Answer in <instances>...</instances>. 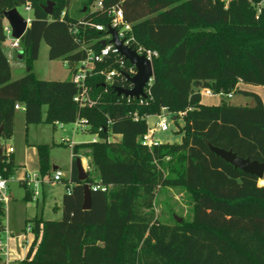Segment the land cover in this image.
I'll use <instances>...</instances> for the list:
<instances>
[{
  "label": "trees",
  "instance_id": "16d2710c",
  "mask_svg": "<svg viewBox=\"0 0 264 264\" xmlns=\"http://www.w3.org/2000/svg\"><path fill=\"white\" fill-rule=\"evenodd\" d=\"M47 1L52 2L49 14L43 10ZM69 1L0 0V137L12 136L19 103L26 124L84 117L88 132L103 139L71 146L70 190L61 199V218L26 220L32 239L18 264H264V184H258L264 173L261 179L245 173L208 148L209 143L264 163V102L257 92L237 87L241 82L264 88V8L256 11L262 0H229L226 7L222 0H101L102 8L93 10L96 0H79L75 16L68 14ZM26 3L32 16L19 39L26 71L13 79L3 50V11ZM111 7L121 9L135 44L157 53L149 94L139 103L113 90L128 87L126 79L104 85L98 70L115 66L110 56L87 78L93 103L81 107L73 100L77 87L69 77L37 78L33 62L44 42L48 58L71 70L86 49L101 46L105 31L93 25L107 26ZM73 24L80 41L69 31ZM201 89L221 93L219 104L202 103ZM234 92L254 104L226 101ZM163 107L178 125L180 140L148 148L140 142L147 129L140 117L159 114ZM111 135L118 139L108 140ZM0 147V172L8 178L13 158ZM35 147L38 171L47 173L48 145ZM81 150L89 158L83 181L75 167ZM20 184L23 199L30 200L32 189L24 180ZM84 184L90 188L87 210L82 209ZM168 186L187 192L190 219L176 221L172 215V222L164 223L154 216L156 191ZM4 227L0 202V230Z\"/></svg>",
  "mask_w": 264,
  "mask_h": 264
},
{
  "label": "rangeland",
  "instance_id": "374dc122",
  "mask_svg": "<svg viewBox=\"0 0 264 264\" xmlns=\"http://www.w3.org/2000/svg\"><path fill=\"white\" fill-rule=\"evenodd\" d=\"M79 0H70L67 6L69 16H75V10ZM95 9V3L90 7ZM20 14L26 19L31 18L32 12L26 11L22 7L18 8ZM6 40L8 37H6ZM7 42V41H6ZM43 46H47L43 42ZM15 62V63H14ZM20 64L25 73L24 61H11L12 75L17 77V69L14 67ZM34 73L36 77L47 79H55L56 77H69L67 67L59 60L50 61L47 53H40L36 61L33 62ZM17 67V66H16ZM23 73V74H24ZM22 74V75H23ZM21 75V76H22ZM20 77V76H18ZM237 87L256 91L264 101V88L261 86L246 85L238 82ZM221 99V95H201V101L204 104H214ZM231 104H248L253 105L252 98L247 97L239 92L232 93V97L226 98ZM162 119L166 122L168 129L166 131L156 130L154 138L161 143L178 142L180 133L178 125H176L171 115L164 113L160 118L155 115L149 116L147 122L153 124ZM179 125L182 124L181 118L177 120ZM72 123H64L60 128L54 124L47 123H30L24 121L23 108L15 110L14 127L11 138L3 139L0 137L2 148L9 149L14 156V164L12 174L7 178V195L8 200L4 205V229L0 234L3 243L0 251V264H18L22 259L23 251H25V242L22 236H30L31 231L28 229L26 218L30 217L32 211H36L45 219L58 220L61 218L60 200L62 194L68 189L65 187L66 179L70 174L71 166V146L74 143L89 142L92 140V134L86 131L74 130ZM112 140L118 139L116 136L111 137ZM45 143L48 145V164L47 173L41 174L38 171L37 150L34 144ZM85 151H79L77 158L80 159L83 169L89 164V158L84 155ZM56 166L62 173V178L53 181L52 166ZM86 172V170H85ZM91 175L95 176L96 172L91 171ZM28 178L29 187L36 192V197L30 200L23 199L24 187L19 181ZM259 185L264 184L263 180L258 182ZM153 214L164 223L172 222V215L179 218L190 219L191 211L188 202L187 192L181 187H161L156 191L153 200ZM6 230V232H5ZM20 236H19V235ZM7 252V254H5ZM6 261V263H5Z\"/></svg>",
  "mask_w": 264,
  "mask_h": 264
},
{
  "label": "built area",
  "instance_id": "2783aa9c",
  "mask_svg": "<svg viewBox=\"0 0 264 264\" xmlns=\"http://www.w3.org/2000/svg\"><path fill=\"white\" fill-rule=\"evenodd\" d=\"M224 1L225 7L227 6V3L229 0H222ZM24 10L30 11V4L26 3L23 7ZM102 8L101 0H96L95 2V9ZM264 8V1H260L256 4V11L257 14L261 11V9ZM106 14L110 16V21L107 24V26L114 28L117 32V37L119 40L122 41V43L132 49H134L138 54L144 55L147 59L151 61L152 57H155L157 55L155 50H151L149 48H146L142 45L135 44L134 38L131 34V26L129 23L125 22L123 20L122 11L119 7H111L106 10ZM27 22H29L30 18H26ZM80 23V22H79ZM107 26H103L101 24H95L93 25L94 29L97 31H105V36L102 38V40L105 41L104 46H100L97 50L93 49H86L85 50V57L78 61L76 64L73 65L72 69L69 70V78L70 80L76 85L77 87V93L74 95L73 100L81 107L83 106H91L93 103L89 97V88L86 84L87 78L92 74V72L95 69L96 64L101 63L102 61L106 60L108 57L113 56L114 57V63L115 66L109 69H101L98 70V73L103 77V83L104 85H112L116 78H124L123 73H126L130 76L134 75L136 72L135 67L130 64L127 60H125L117 51L114 44L110 42L111 36L106 32ZM6 37L10 39L9 46L15 49L19 48V40L14 39L10 36V28L9 26L4 27ZM69 31L73 35L74 39L76 41H80V39L77 37V25L73 24L69 27ZM134 46V47H133ZM83 47V45H81ZM152 79V78H151ZM150 81L147 83V85L144 88V91L146 94H149L147 87L150 84ZM126 88H131V85L129 83V86ZM200 94L204 95H212L214 94L209 89H201ZM218 95H221L219 93ZM124 96V95H122ZM232 96L231 93L226 94L227 98H230ZM127 100L134 97H127L124 96ZM139 100V103L143 102V97L137 98ZM20 106L23 108V106L19 103H16L14 105L15 109H19ZM164 113H168L167 109L163 107L161 109V112L159 114H156L158 118H160ZM149 116L152 115H144L140 117L141 119L145 120L147 129L146 132L140 137V142L142 145L151 148L152 146H157L161 142L154 138V132L156 130L160 131H166L168 129L167 124L164 120L159 119L158 121L154 122L153 124H149L147 122V119ZM133 120H137L138 116L134 113L132 116ZM74 130H80V131H86L88 132V120L84 117H76L72 122ZM55 125L59 126L60 128L63 127L64 123L55 121ZM117 136V135H111L108 140H112L111 137ZM103 141L102 138L99 137L97 133L92 134V140L91 142H100ZM6 152H11V148L7 149ZM88 169V165L86 166L85 170ZM62 178V173L59 169H54L52 174V180L58 181ZM26 182V185L29 187V180L26 177L23 179ZM93 189L98 188L102 191L105 190L103 186L100 185H94L92 186ZM32 199L36 198V192L32 191ZM8 200L7 195V178L3 177V175L0 172V202H2L4 205L6 201ZM29 229V228H28ZM3 231H0V234ZM6 232V230H5ZM7 233V232H6ZM3 243L0 239V251L2 250ZM7 254V252L5 253ZM6 263V261H5Z\"/></svg>",
  "mask_w": 264,
  "mask_h": 264
},
{
  "label": "water",
  "instance_id": "95a60500",
  "mask_svg": "<svg viewBox=\"0 0 264 264\" xmlns=\"http://www.w3.org/2000/svg\"><path fill=\"white\" fill-rule=\"evenodd\" d=\"M52 2L47 1L46 5L43 6L45 13L49 14L51 12ZM3 18L6 21L7 25L10 28V36L14 39H20L26 28L29 25V22L20 14L17 8H11L3 11ZM106 32L111 36L110 42L114 44L118 53L127 60L130 64L135 67L136 72L134 75L130 76L126 73H123L125 79L130 83L131 88H123L120 86H113V90L116 91L118 95H124L127 97H146L144 91L145 86L152 78V65L151 61L147 59L144 55L138 54L134 49L124 45L121 40L117 37V32L114 28L107 26ZM101 46L105 45V41L101 40ZM20 55V54H19ZM21 58V55L19 56ZM2 132V126L0 125V136ZM208 148L211 152L221 157L226 162L230 163L233 167L242 170L245 173H250L255 175L257 178L261 179L264 173V163L258 162L256 160H250L249 158H243L236 155L230 149H223L219 147L212 146L208 143ZM1 154V147H0ZM75 167L77 170V179L83 181L86 178V172L82 167L81 161L79 158L75 159ZM52 169H55V166H52ZM90 207V188L87 184H84L83 189V202L82 209L87 210ZM176 221H179L180 218L174 216Z\"/></svg>",
  "mask_w": 264,
  "mask_h": 264
},
{
  "label": "crops",
  "instance_id": "0c3cea01",
  "mask_svg": "<svg viewBox=\"0 0 264 264\" xmlns=\"http://www.w3.org/2000/svg\"><path fill=\"white\" fill-rule=\"evenodd\" d=\"M4 24H5V26H7V23H6V21L4 20ZM7 41V42H6ZM6 41H4L3 42V50H4V53H5V56L7 57V60H8V63H9V66H10V74H11V77L14 79V78H18V76H21L24 72H23V67L22 66H20V64H15L16 66H14L16 69H17V77H13V75H12V66H11V61H16V62H22L23 60H22V55H21V50H20V48H18V49H15V48H12V47H10L9 46V43H10V40H6ZM47 53V56H48V48H47V46L45 47V46H43V42H41L40 43V47H39V52H38V57H39V54L40 53ZM21 55V58L19 57L20 55ZM38 57H37V59H38ZM36 59V60H37ZM35 60V61H36ZM50 61H56V60H50ZM59 61H61V60H59ZM63 63H64V65H66L65 64V62L64 61H62ZM15 63V62H14ZM66 71H68V73H69V70L68 69H66ZM33 72H34V65H33ZM35 74V73H34ZM35 76H36V74H35ZM38 78V77H37ZM47 79H51V78H49V77H46ZM68 77H56L55 79H52V80H64V79H67ZM42 79V78H41ZM256 92V91H255ZM232 97V96H231ZM261 97V96H260ZM262 99V101H263V98H261ZM202 102V101H201ZM219 102H220V100L219 101H217L216 103H214V104H219ZM264 102V101H263ZM17 110V109H16ZM43 111H44V107H43ZM23 114H24V111H23ZM44 115V114H43ZM117 138H118V136H116ZM11 138V137H10ZM9 139V138H8ZM36 144H39V143H36ZM36 144H34V145H36ZM11 155H12V158H13V164H14V156H13V153L11 152ZM71 165H72V158H71ZM14 166H15V164H14ZM54 166V165H53ZM55 169H58L56 166H55ZM54 170V169H53ZM70 171H71V166H70ZM20 182V181H19ZM264 182V181H263ZM68 184H69V186H70V174H69V177H68V179H66V184H65V187L66 186H68ZM67 188V187H66ZM68 189V191L70 190V187H68L67 188ZM62 196H63V194H62ZM36 199H37V197H36ZM61 199H62V197H61ZM60 204H61V200H60ZM61 211V210H60ZM35 216H37V217H42L41 215H38L37 214V212L36 211H32L31 213H30V217H28V218H26V220H28V219H31V218H33V217H35ZM43 218V217H42ZM43 219H45V218H43ZM27 228H29V226L27 227ZM19 235V234H18ZM20 236V235H19ZM20 238H23V240H24V242H25V251H23V255H22V258L24 257V255H25V252H26V250H27V248H28V245H29V243H30V241H31V239H32V233L30 234V236H22V237H20Z\"/></svg>",
  "mask_w": 264,
  "mask_h": 264
},
{
  "label": "bare ground",
  "instance_id": "6f19581e",
  "mask_svg": "<svg viewBox=\"0 0 264 264\" xmlns=\"http://www.w3.org/2000/svg\"><path fill=\"white\" fill-rule=\"evenodd\" d=\"M259 181H262V180H259Z\"/></svg>",
  "mask_w": 264,
  "mask_h": 264
}]
</instances>
